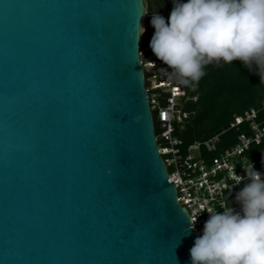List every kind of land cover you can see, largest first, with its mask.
<instances>
[{
  "label": "water",
  "instance_id": "water-1",
  "mask_svg": "<svg viewBox=\"0 0 264 264\" xmlns=\"http://www.w3.org/2000/svg\"><path fill=\"white\" fill-rule=\"evenodd\" d=\"M158 13L0 0V264H191L139 55Z\"/></svg>",
  "mask_w": 264,
  "mask_h": 264
},
{
  "label": "clouds",
  "instance_id": "clouds-1",
  "mask_svg": "<svg viewBox=\"0 0 264 264\" xmlns=\"http://www.w3.org/2000/svg\"><path fill=\"white\" fill-rule=\"evenodd\" d=\"M172 2L168 21L152 16L149 46L178 84L195 86L208 65L234 61L249 71L255 66L264 82V0ZM145 31L141 25L139 38ZM245 172L248 182L235 197L241 211L227 204L222 212L207 210L203 235L190 249L191 264H264V174L252 164Z\"/></svg>",
  "mask_w": 264,
  "mask_h": 264
},
{
  "label": "built area",
  "instance_id": "built-area-1",
  "mask_svg": "<svg viewBox=\"0 0 264 264\" xmlns=\"http://www.w3.org/2000/svg\"><path fill=\"white\" fill-rule=\"evenodd\" d=\"M182 2L186 3L187 0ZM158 6V15L168 21L173 9L172 0H169V5L162 2ZM151 40L140 42L139 55L144 66L143 79L153 116L155 138L169 181L175 184L177 201L189 218L195 220L199 216L194 225L190 221L193 230L202 236L205 222L209 219L208 209L222 212V205L227 204L235 211H241L235 197L248 182L245 169L250 164L254 166L244 152L251 142H259L264 128L253 122L255 111L251 110L244 116L235 117L229 127L249 121L254 136L247 138L240 135L236 145L216 157L207 159L205 155L214 149L217 136L184 146L176 134L184 130L189 118L194 115V111L187 110V105L195 103L197 95L190 94L187 85L178 84L170 76L171 70L166 69L167 66L152 52L149 46Z\"/></svg>",
  "mask_w": 264,
  "mask_h": 264
},
{
  "label": "trees",
  "instance_id": "trees-1",
  "mask_svg": "<svg viewBox=\"0 0 264 264\" xmlns=\"http://www.w3.org/2000/svg\"><path fill=\"white\" fill-rule=\"evenodd\" d=\"M160 5L169 0H156ZM145 33L141 42L145 43L154 35L145 21ZM206 75L195 85H187L192 95H197L195 103H189L187 110L194 111L184 130L176 134L187 146L194 141H205L217 136L214 149L206 153L211 159L222 151L238 143L240 135L253 137L249 121L230 128L235 117L244 116L251 110L255 111L253 122L264 128V82L257 74L255 66L249 71L240 61L219 66L212 64L205 69ZM157 132V131H156ZM244 156L252 163L254 169L264 174V135L258 143L251 142Z\"/></svg>",
  "mask_w": 264,
  "mask_h": 264
},
{
  "label": "flooded vegetation",
  "instance_id": "flooded-vegetation-1",
  "mask_svg": "<svg viewBox=\"0 0 264 264\" xmlns=\"http://www.w3.org/2000/svg\"><path fill=\"white\" fill-rule=\"evenodd\" d=\"M143 1H144L145 6H147L149 0H143ZM156 2H157V1H156ZM147 19H148V18H147ZM148 25H149V27H150L151 32H153V30H152L153 26H152V24L150 23L149 19H148ZM153 33H155V32H153Z\"/></svg>",
  "mask_w": 264,
  "mask_h": 264
},
{
  "label": "rangeland",
  "instance_id": "rangeland-1",
  "mask_svg": "<svg viewBox=\"0 0 264 264\" xmlns=\"http://www.w3.org/2000/svg\"><path fill=\"white\" fill-rule=\"evenodd\" d=\"M146 18H147V17L144 18L143 23H142V26H143L144 28H145V21H146Z\"/></svg>",
  "mask_w": 264,
  "mask_h": 264
}]
</instances>
